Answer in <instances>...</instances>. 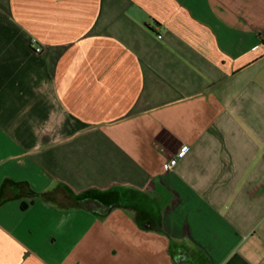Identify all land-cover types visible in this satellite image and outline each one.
<instances>
[{
    "label": "crops",
    "instance_id": "crops-1",
    "mask_svg": "<svg viewBox=\"0 0 264 264\" xmlns=\"http://www.w3.org/2000/svg\"><path fill=\"white\" fill-rule=\"evenodd\" d=\"M0 264H264V0H0Z\"/></svg>",
    "mask_w": 264,
    "mask_h": 264
},
{
    "label": "built area",
    "instance_id": "built-area-1",
    "mask_svg": "<svg viewBox=\"0 0 264 264\" xmlns=\"http://www.w3.org/2000/svg\"><path fill=\"white\" fill-rule=\"evenodd\" d=\"M159 37L161 38L162 36L160 35ZM30 46L33 52L37 54H41L44 52V46L39 42L37 38H32ZM177 163H178V158L177 156L174 155L167 161L166 166L168 170H172L175 168Z\"/></svg>",
    "mask_w": 264,
    "mask_h": 264
},
{
    "label": "trees",
    "instance_id": "trees-1",
    "mask_svg": "<svg viewBox=\"0 0 264 264\" xmlns=\"http://www.w3.org/2000/svg\"><path fill=\"white\" fill-rule=\"evenodd\" d=\"M85 201H87V198H80L81 203H84Z\"/></svg>",
    "mask_w": 264,
    "mask_h": 264
}]
</instances>
